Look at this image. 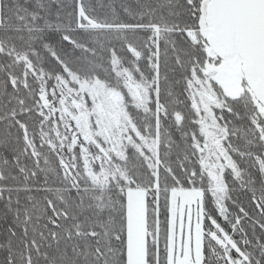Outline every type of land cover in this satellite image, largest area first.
<instances>
[{"label": "snow or ice", "instance_id": "obj_1", "mask_svg": "<svg viewBox=\"0 0 264 264\" xmlns=\"http://www.w3.org/2000/svg\"><path fill=\"white\" fill-rule=\"evenodd\" d=\"M0 264H264V0H0Z\"/></svg>", "mask_w": 264, "mask_h": 264}]
</instances>
